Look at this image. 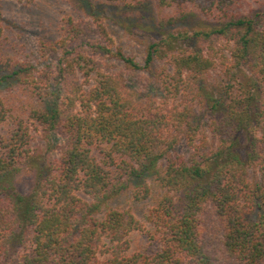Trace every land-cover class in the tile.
Instances as JSON below:
<instances>
[{"label":"trees","instance_id":"obj_1","mask_svg":"<svg viewBox=\"0 0 264 264\" xmlns=\"http://www.w3.org/2000/svg\"><path fill=\"white\" fill-rule=\"evenodd\" d=\"M4 1L0 264H264V3L250 12L244 0H103L152 2L161 28L193 11L210 23L163 33L142 65L99 18L69 16L44 46L51 62L35 71L3 42ZM178 39L187 47L175 48ZM116 61L150 72L162 103L138 98ZM217 69L228 81L216 97L203 83ZM242 69L249 75L234 71ZM54 84L60 94L51 102ZM200 104L209 121L196 114ZM33 131L62 138L57 157L36 164ZM25 172L33 174L27 191L19 186ZM147 173L152 183L133 184ZM122 193L154 199L150 253L133 248L131 234L143 228L134 211L103 209Z\"/></svg>","mask_w":264,"mask_h":264},{"label":"rangeland","instance_id":"obj_2","mask_svg":"<svg viewBox=\"0 0 264 264\" xmlns=\"http://www.w3.org/2000/svg\"><path fill=\"white\" fill-rule=\"evenodd\" d=\"M244 2L246 11L252 12L258 9L264 0H244ZM3 13L5 26L3 42L8 47L7 51L15 53L17 49L19 58L32 64L35 71H41L43 66L51 62L50 58L46 59L42 55L44 46L51 45L60 37L63 20L69 16L76 20L99 18L100 21L107 24L116 45L122 47L127 54L133 56L142 65L148 44L157 41L159 36L164 35L163 33L182 32L210 23L193 11L178 23L161 28L159 20L162 12L152 2L137 8H127L103 0H5ZM224 44V42H220L218 45L225 49ZM173 46L175 48L187 47L179 39L173 42ZM225 53L227 54L228 50ZM49 56L51 55L49 54ZM115 64L117 65L116 69L123 70L127 85L138 98L142 99L148 94H154L158 97V102L162 103V91L155 84L150 72L144 69L126 68L121 61H116ZM156 65L164 66L160 61H156ZM234 71L240 76L242 73H245L246 76L249 75L245 69ZM227 81L228 78L224 76L221 69L213 70L203 83V91L205 94L217 97L222 93ZM51 92L53 93L49 95L48 99L52 102L59 97V86L54 84L51 87ZM200 106L195 107L196 114L202 117L203 121H209L211 114L207 105ZM61 143L62 138L57 134L52 135L51 141L48 142L47 139L42 138L39 131H33L31 147L37 156L36 164L39 165L41 161L45 163L57 157ZM179 150L181 152L188 150L185 141L180 143ZM250 172L255 174L252 169ZM151 176L150 173H147L143 177L134 179L133 184L152 183ZM32 182L33 174L25 172L19 179V186L22 190L27 191ZM154 204L152 197L137 201L122 193L107 200L103 204V209L106 206H120L134 211L143 224V228L131 234L133 248L150 253L157 248L156 241L152 240L150 236L154 231V226L149 216ZM205 219L211 230L216 232L219 226L215 217L208 214Z\"/></svg>","mask_w":264,"mask_h":264}]
</instances>
